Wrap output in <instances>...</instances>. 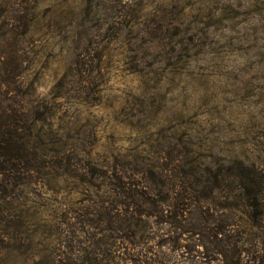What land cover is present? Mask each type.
<instances>
[{
    "label": "rangeland",
    "instance_id": "obj_1",
    "mask_svg": "<svg viewBox=\"0 0 264 264\" xmlns=\"http://www.w3.org/2000/svg\"><path fill=\"white\" fill-rule=\"evenodd\" d=\"M0 57L24 67L11 87L42 160L7 209L29 248L0 264L116 229L118 212L157 193L264 235V186L249 207L241 175L264 181V0H0ZM143 219L166 259L197 248V235Z\"/></svg>",
    "mask_w": 264,
    "mask_h": 264
},
{
    "label": "trees",
    "instance_id": "obj_2",
    "mask_svg": "<svg viewBox=\"0 0 264 264\" xmlns=\"http://www.w3.org/2000/svg\"><path fill=\"white\" fill-rule=\"evenodd\" d=\"M23 71L22 63L0 57V255L7 253L16 258L24 255L29 247L22 239L23 223L11 217L7 209L17 187L31 180L42 166L36 146L35 120L21 103L15 102L17 93L11 87ZM243 171L241 175L247 181L243 187L249 200L253 199L248 206L257 207L256 198L264 186L262 175L254 168ZM160 176L168 183L172 178L164 172ZM158 195L140 197L129 203L132 211L118 212L114 221L116 229L109 227L99 236L89 232L73 235L61 241L62 248L58 249H51L50 242L42 250L43 255L34 254L39 258L35 264H264V235L248 237L235 218L226 224L220 217L206 220L207 207L203 209L199 205L188 213L187 194L177 191L172 204L159 200ZM143 215L147 219L154 217V222L160 226L170 223L176 233L180 230L190 232V237L197 235V248L183 245L185 251L180 256L184 263L166 259L158 247L149 245L151 237L144 233L141 225ZM45 239L50 240V237Z\"/></svg>",
    "mask_w": 264,
    "mask_h": 264
}]
</instances>
